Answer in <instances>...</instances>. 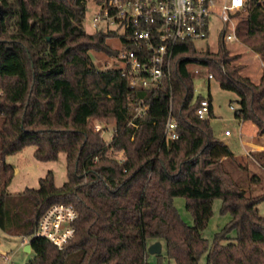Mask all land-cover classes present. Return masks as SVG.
Returning <instances> with one entry per match:
<instances>
[{
	"label": "trees",
	"instance_id": "obj_1",
	"mask_svg": "<svg viewBox=\"0 0 264 264\" xmlns=\"http://www.w3.org/2000/svg\"><path fill=\"white\" fill-rule=\"evenodd\" d=\"M85 16L81 0H0V230L31 237L49 207L71 204L78 214L72 240L58 250L32 237L36 257L28 264H147L146 247L156 241L175 264H197L203 253L207 264H264V217L257 210L264 193L247 194L225 169L234 154L209 125L210 98L207 117L196 116L203 97H194L188 70L197 64L233 92L235 118L264 136V66L253 82L222 43L213 53L181 42L156 91L130 89L119 70L94 65L91 52L109 58L118 52L109 45L112 35L84 31ZM235 34L264 65V7L240 15ZM138 108L144 110L135 117ZM169 113L178 139L165 144ZM93 121L112 123L108 143ZM26 146L41 163L63 153L66 182L56 187L47 172L37 189L9 194L14 169L5 158ZM109 151L121 152L122 160ZM175 198L185 200L191 225ZM216 199L230 220L208 245L201 233Z\"/></svg>",
	"mask_w": 264,
	"mask_h": 264
},
{
	"label": "built area",
	"instance_id": "obj_2",
	"mask_svg": "<svg viewBox=\"0 0 264 264\" xmlns=\"http://www.w3.org/2000/svg\"><path fill=\"white\" fill-rule=\"evenodd\" d=\"M90 13V31L112 35L118 54L111 58L130 89L156 91L169 78L175 46L181 42L205 40L218 23L223 43L238 41L236 19L249 8L264 7V0H81ZM197 73V71H195ZM207 79L212 75L207 74ZM209 101L203 98L196 109L200 119L209 113ZM143 108H138L141 116ZM224 136H230L228 130ZM178 139L177 124L169 113L163 141ZM78 219L71 204H55L38 219L31 237H21V246L39 237L58 250L64 249L75 233ZM7 258L6 254H0Z\"/></svg>",
	"mask_w": 264,
	"mask_h": 264
},
{
	"label": "rangeland",
	"instance_id": "obj_3",
	"mask_svg": "<svg viewBox=\"0 0 264 264\" xmlns=\"http://www.w3.org/2000/svg\"><path fill=\"white\" fill-rule=\"evenodd\" d=\"M239 17V16H238ZM236 19V23L238 21ZM90 13L84 23L85 31H90ZM238 41L222 42L219 25L214 23L209 36L205 40H195L193 42L197 50L208 49L209 52H216L219 43H222L231 55H239V59L235 64L242 66L241 74L249 77L253 82H257L263 65L257 54L248 49L238 38ZM109 45L115 47L116 43L109 40ZM94 65L99 70H110L116 67L113 59L98 53H90ZM192 75L194 97L201 96L203 98H210L211 109L213 117L209 120L215 136L224 141L234 154L232 161H225V169L229 172L231 178L242 184L247 190V194L258 195L264 193V150L255 151L249 157H242L243 148L239 140L241 132L242 139H248V135L252 134V127L250 124H244L241 129L240 121L235 116V110L238 109V97L229 91L222 90L218 83L213 79H207L206 69L197 64L188 67ZM197 71V73H195ZM94 131H99L101 138L108 143L112 134L113 127L111 124L100 123V121H93ZM228 130L230 136H224V131ZM252 147L247 145V150ZM33 146H26L19 152L9 155L5 158V163L11 165L14 169V175L7 187V192L11 195L22 193L26 188L37 189L39 179L43 178L47 172H52L53 182L56 187L62 186L66 182L65 170V155L60 153L57 160L49 162H37L33 158ZM109 156L117 161L122 160L121 152L109 151ZM3 176L0 165V178ZM257 178V181L251 182L250 177ZM173 204L181 219L191 225V214L185 208V200L182 198H175ZM221 201L216 199L212 204V216L206 228L202 231V237L207 241V244L212 243L214 234L220 231L230 220L228 214H223L220 211ZM258 214L264 217V201L257 205ZM235 234L231 232L230 237ZM226 242L224 241L223 244ZM160 256L148 255L147 264H175L168 258L166 249L161 244ZM0 254H6L7 258L0 255V264H28L35 259L33 252L26 253L21 247L20 237L17 235H8L0 230ZM197 264H207L206 253H203Z\"/></svg>",
	"mask_w": 264,
	"mask_h": 264
},
{
	"label": "crops",
	"instance_id": "obj_4",
	"mask_svg": "<svg viewBox=\"0 0 264 264\" xmlns=\"http://www.w3.org/2000/svg\"><path fill=\"white\" fill-rule=\"evenodd\" d=\"M262 63V62H261ZM263 65V63H262ZM264 66V65H263ZM244 124H250L253 131H252V134L251 135H248V139L246 140H243L242 139V134L240 132L239 134V140H240V143H241V146H242V150H243V154L241 155L242 157H251V154L250 153H254L255 151H262L264 150V136H258L257 135V129L256 127L250 123V122H240V126L239 128L241 129V127L244 125ZM247 145L252 147L251 149L247 150ZM236 157V156H234ZM251 159V158H250ZM255 180H257V178H255ZM153 243V242H150L148 244V246ZM162 246V245H161ZM23 249L25 248V245L21 246ZM31 252V251H30ZM29 252V253H30ZM149 255V254H148ZM147 255V256H148Z\"/></svg>",
	"mask_w": 264,
	"mask_h": 264
},
{
	"label": "water",
	"instance_id": "obj_5",
	"mask_svg": "<svg viewBox=\"0 0 264 264\" xmlns=\"http://www.w3.org/2000/svg\"><path fill=\"white\" fill-rule=\"evenodd\" d=\"M23 251L29 253L31 251L30 244H26ZM146 252L149 255H159L161 253V243L158 241L151 243L146 247Z\"/></svg>",
	"mask_w": 264,
	"mask_h": 264
}]
</instances>
